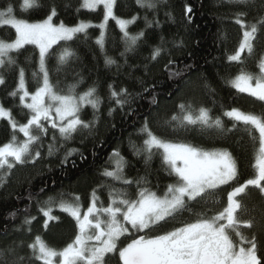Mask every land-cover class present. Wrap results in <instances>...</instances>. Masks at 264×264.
<instances>
[{
	"label": "trees",
	"instance_id": "1",
	"mask_svg": "<svg viewBox=\"0 0 264 264\" xmlns=\"http://www.w3.org/2000/svg\"><path fill=\"white\" fill-rule=\"evenodd\" d=\"M42 7L21 12L22 0H0V10L9 4L14 8L17 18L27 19L30 22L41 20L50 14L54 6L57 16L54 23L63 21L72 26L80 20L91 21L95 26L87 30V37L80 34L73 41L60 42L53 46L54 52L62 48H71L76 57L69 61L68 65L56 72V59L53 56L48 60V68L52 82L58 83V90H67V86L75 84L80 78L83 82L76 89L78 93L84 92L89 86L97 88L98 95L103 99L100 105L98 124L93 132L81 130L71 141L61 140L57 134L56 146L59 152L48 155L47 145L52 143L54 130L49 127L47 136L43 138L45 145L41 149V156L34 163L28 162L17 165L10 173L5 175L0 171V249L13 245V242L23 243V247L16 248V255L25 259L22 264H43L32 256L28 247L39 236L48 246L56 250H62L74 240L78 233V226L69 214L54 207L53 215L56 220H49L45 227L46 217L38 211L36 201L47 200L50 196L64 193V199L70 200L72 196H79L80 202L87 208L91 202L93 189H98L96 195L103 202V206L110 203L108 189L98 188L100 185H113L122 187L112 178H106L101 173L105 168H111L109 157L114 150H119L121 155L129 162L125 168L127 178L147 176L150 182L147 186L158 194H162L165 186L174 183V178L168 176L162 167L161 157L155 154L146 169L143 155H133V147L140 148L147 137L139 134L138 130L145 119L149 127L158 136L176 142H188L201 146L206 150L213 148H227L233 153L238 162V180L231 186H221L216 193L219 204H210L214 212L221 211L227 205V192L232 187L244 183L253 178L255 169V150L258 148V131L251 134L239 125L236 130L227 137H220L215 131H201L198 126H190L186 130L173 131L166 127L164 122L176 114H180L178 105L191 102L195 107L203 105L212 109L213 116H221L227 128L232 127V121L222 116V112L232 107L243 111L259 113L264 111V101L240 93L229 81L234 78L241 69L254 73L258 72V61L264 55V29L258 32L254 40V51H247L241 55L242 62H232L227 59L235 54L239 44L243 40V31L236 22L237 13H246L245 23L255 22L264 17V0H160L156 10L141 8L136 0H117L115 15L120 18L139 16L137 21L130 25L129 31L133 34L141 29H146L143 17L148 20L158 19L159 26L153 24L145 31V39L139 47L127 54V59L120 57L125 45L121 41L122 33L114 20H109L105 32L104 51L96 43L101 35V29L97 26L103 20V7L96 10L80 8L81 0H38ZM79 8V11L77 9ZM191 11H188V9ZM171 14L169 16L168 14ZM164 41L161 44L160 38ZM0 39L11 41L15 39V30L11 26L0 28ZM154 45H161L165 51L156 60L151 59ZM105 52L117 60L116 65L105 64ZM18 63L25 69L27 88L35 91L36 84L32 80L31 72L37 68L38 48L34 45H25L20 53L13 54ZM169 60L174 61L171 71L183 69L190 65L187 74L179 77L169 76L166 65ZM5 83L0 85V103L11 110L13 119L18 125L24 124L30 118V113L19 102V96L9 95L18 84V71L16 69L3 72ZM205 78L208 84L215 89V94H210L204 88ZM109 85L119 92L126 88L132 93L131 103L123 109L116 108L114 102L109 101ZM147 89V91H145ZM221 105L223 107H221ZM116 111L109 114V108ZM130 109L134 111L130 112ZM81 118L93 119L91 105H86ZM16 140L22 139L19 130H13L9 119H0V147L11 141L12 136ZM257 139L253 141L252 137ZM76 148L79 152L68 157L63 163L67 149ZM80 153L84 158H81ZM44 189L43 192L40 190ZM133 198L135 187L127 189ZM31 197V199H29ZM60 197L57 196V199ZM242 209L238 210L237 218L241 221L240 232L251 239L256 238L260 253H264V194L255 186H248L245 193L238 196ZM194 210L199 211V205H194ZM15 213L13 219L11 214ZM26 217H35L31 223V231L27 226L22 227ZM187 213L183 217H177L175 221L164 224L148 235L162 234L166 230L180 226L178 221L189 220ZM253 220L252 228L245 227L244 221ZM17 229H21L17 231ZM147 232V230L145 231ZM238 241V237H233ZM123 243L118 245L122 247ZM14 257L6 255L0 258V264H12ZM107 264H122L118 254H109L106 257ZM19 264V262H18Z\"/></svg>",
	"mask_w": 264,
	"mask_h": 264
},
{
	"label": "snow or ice",
	"instance_id": "2",
	"mask_svg": "<svg viewBox=\"0 0 264 264\" xmlns=\"http://www.w3.org/2000/svg\"><path fill=\"white\" fill-rule=\"evenodd\" d=\"M159 2L160 0H136L141 8L149 10H156ZM239 2L244 3L245 0ZM116 3L117 0H81L79 7L96 10L103 6V20L98 27L104 31L101 32L96 43L104 51L108 21L114 20L122 33L121 41L125 45L124 51L119 55L126 62L127 54L134 52L145 39L146 29L151 28L153 24L159 26V21L148 20L145 15L143 19L146 29L133 34L129 31V27L140 17L133 16L127 19L117 17L114 12ZM34 7L39 8L42 5L38 0H22L20 4L21 12H27ZM188 11L191 9L189 8ZM168 15L171 16L170 13ZM246 15L243 12L236 14V22L246 30L243 31L239 50L227 57L229 61L242 62L241 53L245 51L252 54L254 40L258 32L264 29V17L255 22L245 23ZM56 16L57 11L54 6L44 19L32 22L17 18L11 4L0 10V26H11L15 30L14 40L0 39V85L5 83L3 72L16 69L18 84L9 95L11 97L18 95L20 105L30 113L27 122L18 125L12 117L11 110L0 104V117H7L12 129L19 127V131L25 137L18 143L16 136L13 135L9 143L0 147V171L7 170L5 175L17 165L34 163L40 158L41 149L45 147L42 141L48 134V126L55 133L52 136V143L47 145L48 155L51 156L63 147V145L56 146L57 134L61 140L68 142L81 130L93 132L99 122L97 113L103 99L98 95L97 88L94 85L89 86L84 92L78 93L76 89L83 82L81 77L75 84L68 85L66 91L58 90L59 82L55 84L52 82L48 68V60L53 56L56 59V72L61 71L70 60L77 58L73 49L62 48L59 52H54L53 46L59 45L62 41H73L80 34L87 37V30L93 27V24L84 20L72 26L66 25L63 21L54 23L53 18ZM160 40L162 44L164 38L161 37ZM25 45H34L38 48L37 68L31 72L32 80L36 84L33 92L27 88L25 69L19 65L16 56L13 55L14 53L18 55ZM164 51L161 45H154L151 59L156 60ZM105 64L119 67L117 60L108 56L106 52ZM173 66L172 60H169L165 66L169 70L170 78L187 74L191 69L190 65H185L183 69L171 71ZM257 66L259 69L257 73L241 69L227 82L238 92L247 93L259 101H264V55L260 57ZM203 86L210 94H215V89L207 83L206 78ZM132 95L126 88H121L118 92L109 85V101L114 102L116 108L123 109L129 105ZM86 105H91L93 109L91 120L81 118ZM116 108L110 107L109 114L116 111ZM178 108L180 114H174L164 122L165 126L173 131L198 126L201 131L212 130L220 137H227L239 125H243L244 130L249 134L253 130L259 133L253 165L255 175L227 192L226 207L214 212L208 205L219 204L220 200L216 198V193L221 186H231L232 182L238 180V162L233 153L227 148L206 150L192 143L165 139L156 135L145 119L138 132L147 138L143 140L140 148H136L130 141L134 149L133 155H143L147 169L153 156L159 154L162 167L175 182L167 184L163 193L158 194L147 186L150 183L147 176L127 178L125 168L128 167L129 162L119 150H114L109 157L114 167L112 170L105 168L101 174L106 178H112L114 182H119L122 187L98 186L108 189L110 200L108 206H103V202L96 195L98 189H93L90 206L83 214L79 196L65 200L63 198L65 194L59 193L43 202L36 201L38 211L47 218L45 227L49 220L57 219L52 215L56 207L74 218L78 233L71 243L59 251L48 246L37 236L35 241L28 245L32 253L30 258L42 261L43 264H55L57 257L60 258L59 264H107L106 257L109 254H118L122 264H264V253L258 254L260 249L255 236L249 239L240 232L241 221L236 216L237 210L242 209L241 203L236 198L245 193L248 186H255L264 194V111L246 112L237 107L225 110L222 116L232 121V127L227 128L221 116L212 115L211 108L203 105L195 107L191 102L187 105L181 103ZM131 111L134 109H130ZM252 139L255 141L257 138L253 136ZM77 152L79 150L76 148L67 149L62 162L66 163L68 157ZM80 155L84 158L82 153ZM133 186L136 189L134 198L127 190ZM40 191L43 192L44 189ZM57 196L60 198L57 199ZM98 204L101 206L98 207ZM194 205H199L200 210H194ZM185 213L191 219L178 221L180 226L166 230L162 234H147L162 228L170 221H175L177 217H183ZM11 216L14 219L15 213ZM34 219L35 217H26L22 227L27 226V231L30 232ZM243 225L252 228L254 221H244ZM19 230L21 229H17ZM142 232L145 234H140ZM122 236L125 239L131 237V240L126 246L118 247ZM234 236L239 238L238 241L234 240ZM18 247H23V243L13 242V245L0 249V258L11 255L14 257L12 264L18 262L22 264L25 258L15 254Z\"/></svg>",
	"mask_w": 264,
	"mask_h": 264
},
{
	"label": "rangeland",
	"instance_id": "3",
	"mask_svg": "<svg viewBox=\"0 0 264 264\" xmlns=\"http://www.w3.org/2000/svg\"><path fill=\"white\" fill-rule=\"evenodd\" d=\"M100 7H103L102 5L100 6ZM114 12H115V8H114ZM109 20H111V19H109ZM101 23V22H100ZM99 23V24H100ZM93 24V26H95V24L94 23H92ZM98 24V25H99ZM97 25V26H98ZM1 27H3V26H0V28ZM102 31H104V30H102L101 29V32ZM238 50H239V48H238ZM237 50V51H238ZM246 52V51H245ZM245 52H243V53H241V55H243ZM259 71V70H258ZM248 72V71H247ZM255 73H257V72H255ZM30 102V101H29ZM1 104V103H0ZM2 118H6V119H8L7 117H0V119H2ZM50 127V126H49ZM17 130H19V127H17ZM21 133V132H20ZM22 134V139L21 140H18L17 142L19 143V142H22L24 139H25V137H24V135H23V133H21ZM114 167V164L111 162V168L109 169V170H112V168ZM4 172H6L7 170H3ZM236 199H238V197L236 198ZM91 203V202H90ZM82 204V209H81V211H82V214H83V212H85L86 210H87V208L83 205V203H81ZM90 206V205H89ZM98 207L99 206H101L100 204H98L97 205ZM108 206V205H107ZM106 207V206H105ZM61 210V209H60ZM239 210V209H238ZM238 210H237V213H238ZM237 213H236V216H237ZM68 214V213H67ZM52 215H53V212H52ZM54 216V215H53ZM54 217H56V215L54 216ZM146 231V230H145ZM140 234H145V233H140ZM126 235H129V234H126ZM138 238V237H137ZM130 240H131V237H129L128 239H125V237L124 236H122L121 237V243H123L121 246H126V244L127 243H129L130 242ZM120 243V244H121ZM120 244H118V245H120ZM59 260H60V258L59 257H57V258H55V264H59Z\"/></svg>",
	"mask_w": 264,
	"mask_h": 264
}]
</instances>
